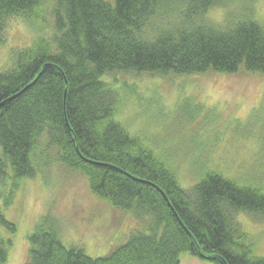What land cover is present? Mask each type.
<instances>
[{
	"label": "trees",
	"instance_id": "obj_1",
	"mask_svg": "<svg viewBox=\"0 0 264 264\" xmlns=\"http://www.w3.org/2000/svg\"><path fill=\"white\" fill-rule=\"evenodd\" d=\"M232 1L0 0V45L13 19L53 34L12 51L0 71V264H9L18 231L5 207L54 162L83 175L97 198L143 228L92 258L66 248L44 220L28 239L25 264H181L183 253L215 264H264L239 223L241 215L264 217L262 191L214 171L185 190L117 120L119 74L264 76V27L208 20Z\"/></svg>",
	"mask_w": 264,
	"mask_h": 264
},
{
	"label": "rangeland",
	"instance_id": "obj_2",
	"mask_svg": "<svg viewBox=\"0 0 264 264\" xmlns=\"http://www.w3.org/2000/svg\"><path fill=\"white\" fill-rule=\"evenodd\" d=\"M248 19L264 27V0H233L208 15L216 26ZM52 35H37L20 19L9 21L7 40L0 45V71L9 65L12 51ZM115 81L123 95L118 122L172 168L183 189L193 188L214 171L264 193L263 75L244 70L165 78L119 74ZM4 193L2 207L9 189ZM4 214L18 227L9 264L26 263L28 239L44 220L66 248L82 249L92 258L108 255L134 230L143 228L132 214L97 198L83 175L56 162L43 175L26 181ZM239 219L257 256L264 257V217L241 215ZM180 261L215 264L188 253Z\"/></svg>",
	"mask_w": 264,
	"mask_h": 264
},
{
	"label": "bare ground",
	"instance_id": "obj_3",
	"mask_svg": "<svg viewBox=\"0 0 264 264\" xmlns=\"http://www.w3.org/2000/svg\"><path fill=\"white\" fill-rule=\"evenodd\" d=\"M257 22V21H256ZM152 152V151H151ZM154 153V152H153ZM239 223L241 224V226H242V222L240 221V219H239ZM242 228H243V226H242ZM249 236V235H248ZM254 251H255V253L257 254V255H260L255 249H254Z\"/></svg>",
	"mask_w": 264,
	"mask_h": 264
}]
</instances>
